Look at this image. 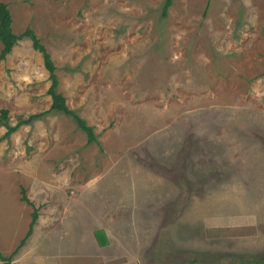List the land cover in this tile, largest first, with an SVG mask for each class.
<instances>
[{"label": "rangeland", "instance_id": "obj_1", "mask_svg": "<svg viewBox=\"0 0 264 264\" xmlns=\"http://www.w3.org/2000/svg\"><path fill=\"white\" fill-rule=\"evenodd\" d=\"M1 1L96 136L54 111L0 123L10 264H264V0ZM30 40L0 60L10 124L50 102Z\"/></svg>", "mask_w": 264, "mask_h": 264}, {"label": "trees", "instance_id": "obj_2", "mask_svg": "<svg viewBox=\"0 0 264 264\" xmlns=\"http://www.w3.org/2000/svg\"><path fill=\"white\" fill-rule=\"evenodd\" d=\"M170 4V0H164L161 6V15H165L166 9ZM23 35L29 36L31 41V46L33 49H36L40 52L41 60L43 67L46 70L48 85L46 87V93L49 95L50 102L49 105L40 111L31 112L26 116L19 118L15 121V123L10 124L7 120V110L5 108L0 109V123L4 127V132L2 133V137H7L11 132L15 131L19 125L27 124L31 122L33 119L49 112H61L65 115L70 116V118L74 121L77 128L85 134V141L90 142L96 140L95 133L92 129V126L86 122V120L80 116L75 110L69 108L65 102L64 95L57 90L58 79L55 73V66L50 57L49 52L46 50L43 44H41L38 38L35 36L33 31L27 27L22 32L15 34L11 30V15L10 11L7 7V4L4 1L0 0V60L4 59L6 54L12 49L16 40ZM22 198L30 203L29 199L23 194ZM36 209L32 211V217L29 221L28 229L26 230L25 235L19 240L18 245H21L30 231L32 223L36 218ZM11 252L9 255H2L0 253V261L1 264H10ZM254 264L260 263L259 259L251 260ZM250 262V263H252ZM240 264H244L240 261Z\"/></svg>", "mask_w": 264, "mask_h": 264}, {"label": "crops", "instance_id": "obj_3", "mask_svg": "<svg viewBox=\"0 0 264 264\" xmlns=\"http://www.w3.org/2000/svg\"><path fill=\"white\" fill-rule=\"evenodd\" d=\"M75 194H76V193H75ZM118 234H119V233H118ZM108 236H109L110 244L113 243L115 240H119V241L122 240V241H123L122 237H118V238H114V241L112 242V237H110L109 234H108ZM119 236H122V235H119ZM123 243H124V241L122 242L120 253H119V254H116V255H120V254H123V255H124V254H125V256L129 255V256H135V258H136V257H139V256H138V253H136V252H131V251H130L131 248H128V247L126 248V247H124V246H123ZM110 244H109V245H110ZM109 245H108V246H109ZM101 247H102V246H101ZM123 247H124L126 250H122ZM111 248H112V247H111ZM150 252H151V251H150ZM132 253H133V254H132ZM151 253H152V252H151ZM111 255H112V254H111ZM112 256H113V255H112ZM142 257H144L143 254H142Z\"/></svg>", "mask_w": 264, "mask_h": 264}]
</instances>
